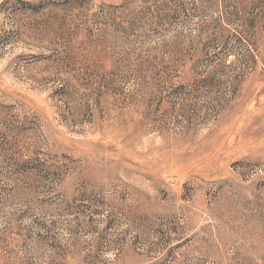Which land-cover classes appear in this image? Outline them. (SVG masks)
Returning <instances> with one entry per match:
<instances>
[{
	"label": "rangeland",
	"instance_id": "obj_1",
	"mask_svg": "<svg viewBox=\"0 0 264 264\" xmlns=\"http://www.w3.org/2000/svg\"><path fill=\"white\" fill-rule=\"evenodd\" d=\"M0 264H264V0H0Z\"/></svg>",
	"mask_w": 264,
	"mask_h": 264
}]
</instances>
